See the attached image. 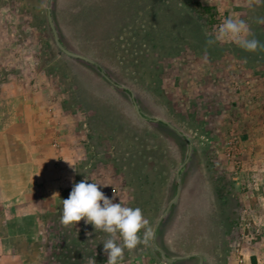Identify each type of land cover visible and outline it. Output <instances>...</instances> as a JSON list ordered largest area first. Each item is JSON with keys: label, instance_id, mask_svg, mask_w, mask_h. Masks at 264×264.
I'll list each match as a JSON object with an SVG mask.
<instances>
[{"label": "rangeland", "instance_id": "rangeland-1", "mask_svg": "<svg viewBox=\"0 0 264 264\" xmlns=\"http://www.w3.org/2000/svg\"><path fill=\"white\" fill-rule=\"evenodd\" d=\"M50 5L61 43L99 68L57 48L47 0H0L1 124H28V131L34 122L59 193L53 212L0 207V264H62L60 252L77 256L72 264H106L109 234L84 219L60 220L62 200L85 179L148 221L140 231L143 239L151 229L148 242L124 249L119 264H168L151 240L189 147L178 201L155 245L169 258L199 255L203 264H239L242 256V264H264V48L208 44L228 17L243 19L249 38L264 44V0Z\"/></svg>", "mask_w": 264, "mask_h": 264}, {"label": "clouds", "instance_id": "clouds-1", "mask_svg": "<svg viewBox=\"0 0 264 264\" xmlns=\"http://www.w3.org/2000/svg\"><path fill=\"white\" fill-rule=\"evenodd\" d=\"M258 22L264 23V19ZM218 41L233 42L248 52L264 48L260 41L249 38V28L246 22L239 18H225L215 35L208 40V44ZM99 185L88 183L87 179L73 184L68 198L62 200L60 220L67 226L84 219L85 224H92L95 230L109 234V238L103 242V251L107 254L106 264H119L123 259L124 249L132 250L138 244L148 242L151 229L145 231L142 239L140 231L148 224L142 210L139 207L114 203L113 199L99 190ZM117 235L122 239V244L116 242Z\"/></svg>", "mask_w": 264, "mask_h": 264}, {"label": "crops", "instance_id": "crops-1", "mask_svg": "<svg viewBox=\"0 0 264 264\" xmlns=\"http://www.w3.org/2000/svg\"><path fill=\"white\" fill-rule=\"evenodd\" d=\"M0 116V207L53 212L59 193L48 181L51 166L35 127L28 124H1ZM39 127H45L39 124ZM46 145V144H45ZM52 165V164H51ZM1 239V238H0ZM4 249L0 242V250ZM244 261V259H243Z\"/></svg>", "mask_w": 264, "mask_h": 264}, {"label": "water", "instance_id": "water-1", "mask_svg": "<svg viewBox=\"0 0 264 264\" xmlns=\"http://www.w3.org/2000/svg\"><path fill=\"white\" fill-rule=\"evenodd\" d=\"M47 21H48V24H49V27L51 29V32H52V35H53V39H54V43L55 45L57 46V48L64 54L66 55L67 57L71 58V59H74V60H79V61H82L86 64H89L95 68H99V66L93 61L91 60L90 58L86 57V56H83L81 54H78L76 52H73L69 49H67L60 41V38H59V35H58V32L55 28V25L53 23V19H52V16H51V5H50V0H47ZM101 73L103 74L104 78L113 86H115L117 89L119 90H126V88L124 86H120V85H117L113 82V80H111L106 74H105V71L104 70H100ZM131 98L133 99L134 96L133 94H131ZM133 104H134V108L136 110V113L137 115L147 121L146 118H144L140 111H139V108L138 106L136 105L135 101H133ZM154 122H161L165 125H167L168 127H170L172 130L176 131L172 126H170L169 124H167L165 121L161 120V119H155L153 120ZM190 154H191V147H189V151H188V155H187V159L184 161V163L176 170V173H175V183L177 184V190H176V194L174 196V198L169 202V204L167 205V207L165 208L164 212L161 214V216L158 218V221L155 225V228L153 230V236H152V240H151V243H152V246H153V249L158 252L161 257L163 258V260L165 262H167L168 264H174L176 262H179V261H183V260H187V259H190L192 257H197L199 259V264H203V258L199 255H188V256H178V257H172V258H169L167 257V255L165 254V252L163 250H161L160 248H158L156 245H155V233L160 225V223L167 217L170 209L176 205L177 201H178V198H179V176H180V171L181 169L187 164L188 160H189V157H190Z\"/></svg>", "mask_w": 264, "mask_h": 264}, {"label": "trees", "instance_id": "trees-1", "mask_svg": "<svg viewBox=\"0 0 264 264\" xmlns=\"http://www.w3.org/2000/svg\"><path fill=\"white\" fill-rule=\"evenodd\" d=\"M77 248H78V245H75V246H74V249H77ZM65 249H66V251H67V249H68L67 246H63V247H62V250H63V251H64ZM58 257L61 258L60 262H61L62 264H72V263H70V261L74 260V258L77 257V256H75V257H70V256H67L66 253L60 252V253L58 254Z\"/></svg>", "mask_w": 264, "mask_h": 264}, {"label": "built area", "instance_id": "built-area-1", "mask_svg": "<svg viewBox=\"0 0 264 264\" xmlns=\"http://www.w3.org/2000/svg\"><path fill=\"white\" fill-rule=\"evenodd\" d=\"M243 259H244V258H243V256H242V258H240L239 261H238L239 264H242V263H243Z\"/></svg>", "mask_w": 264, "mask_h": 264}]
</instances>
